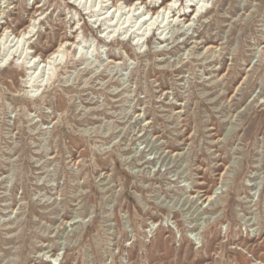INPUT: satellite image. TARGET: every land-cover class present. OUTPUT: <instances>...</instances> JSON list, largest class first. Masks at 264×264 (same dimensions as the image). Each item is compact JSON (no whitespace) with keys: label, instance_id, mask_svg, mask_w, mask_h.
<instances>
[{"label":"rangeland","instance_id":"374dc122","mask_svg":"<svg viewBox=\"0 0 264 264\" xmlns=\"http://www.w3.org/2000/svg\"><path fill=\"white\" fill-rule=\"evenodd\" d=\"M161 1L0 0V264H264V0Z\"/></svg>","mask_w":264,"mask_h":264},{"label":"bare ground","instance_id":"6f19581e","mask_svg":"<svg viewBox=\"0 0 264 264\" xmlns=\"http://www.w3.org/2000/svg\"><path fill=\"white\" fill-rule=\"evenodd\" d=\"M138 2V1H137ZM135 4H137L136 2L133 4V5H135ZM140 4H141V2H140ZM132 5V4H131ZM173 0H168V1H166V2H163V1H161V3L160 4H158V5H156V4H154L151 8H155V10L152 12V16L153 15H159L160 14V12L162 13V11H163V13H165L166 11H168V10H171V12H173L172 14V17H175L177 14V16H178V18H181L182 20H186L187 22H191L190 21V19L188 18L191 14H194V17H198L201 13H202V11H201V7H202V5L200 6V8L199 9H197L195 6H193V8H191V10H188L189 11V13L188 12H186V11H183V12H180V11H177V12H175L176 10H178V8L176 9L175 8V10H172V8H173ZM192 6V5H191ZM152 10V9H151ZM129 11V10H128ZM150 11V10H149ZM149 13V12H148ZM169 13V12H168ZM166 14V13H165ZM143 16V15H142ZM193 17V16H192ZM193 17V18H194ZM152 17H150L149 19H151ZM35 19H36V17H33L30 21H29V24L24 28V30H22V31H20L19 32V34L18 35H14L13 37H16L17 38V40H19L20 41V38L21 39H27V38H29L28 36H29V34H31L32 32H33V30H32V26L34 27L35 26V23L33 22V23H31L33 20L35 21ZM180 19V20H181ZM146 21H148V20H145V21H143L144 23L146 22ZM186 23V22H185ZM78 28V27H77ZM77 28H76V30H75V32H77ZM33 35V34H32ZM2 36H4L3 35V33H0V40H1V38H2ZM74 38H75V40H73V42H69L68 40H65V41H63V42H61L53 51H51L46 57H45V59L43 60L42 59V61H44L45 63H52L53 64V67H54V65H57V59H59L58 58V56L61 54V52H62V48L65 46V45H67V44H70V45H73V44H75L76 42L79 44V40L77 41L76 39L78 38V34H75L74 36H73ZM4 38V37H3ZM15 40V39H14ZM16 42V41H15ZM21 42V41H20ZM16 44V43H15ZM69 45V46H70ZM207 47H209V46H207ZM29 52V51H28ZM60 53V54H59ZM32 58V57H31ZM33 59V58H32ZM60 60V59H59ZM58 60V61H59ZM32 61V60H31ZM35 61V60H34ZM39 62V61H38ZM32 63H34V62H32ZM30 64V63H29ZM28 65V64H27ZM32 65V64H31ZM41 65V64H40ZM43 67H44V65H42ZM30 67V66H29ZM36 68V67H35ZM45 68V67H44ZM38 69V68H37ZM42 69V68H41ZM49 69H51L50 67H49ZM53 69V68H52ZM51 69V70H52ZM36 71V70H35ZM39 72H41V71H39ZM44 75V74H43ZM52 75V74H51ZM50 75V76H51ZM51 78V77H50ZM34 86V85H33ZM36 87V86H35ZM37 88V87H36Z\"/></svg>","mask_w":264,"mask_h":264}]
</instances>
